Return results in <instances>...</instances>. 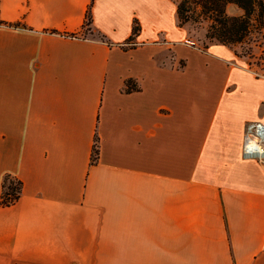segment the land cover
Returning <instances> with one entry per match:
<instances>
[{
    "label": "crops",
    "instance_id": "0c3cea01",
    "mask_svg": "<svg viewBox=\"0 0 264 264\" xmlns=\"http://www.w3.org/2000/svg\"><path fill=\"white\" fill-rule=\"evenodd\" d=\"M250 122L264 76L176 0H0V264H264Z\"/></svg>",
    "mask_w": 264,
    "mask_h": 264
},
{
    "label": "trees",
    "instance_id": "16d2710c",
    "mask_svg": "<svg viewBox=\"0 0 264 264\" xmlns=\"http://www.w3.org/2000/svg\"><path fill=\"white\" fill-rule=\"evenodd\" d=\"M237 5L243 12L230 16L227 7ZM191 6L201 9V12L212 19L208 35L218 39L220 43L230 45L241 43L250 38L253 30L264 28V0H180L178 3V18L180 25L189 20ZM91 23V11H88L86 25ZM140 26L134 23L133 36L138 34ZM238 53V52H237ZM240 55V54H239ZM241 56V55H240ZM98 158L97 142L94 146L93 161ZM22 182L14 177L6 176L0 196V204L9 206L15 203L21 194Z\"/></svg>",
    "mask_w": 264,
    "mask_h": 264
},
{
    "label": "rangeland",
    "instance_id": "374dc122",
    "mask_svg": "<svg viewBox=\"0 0 264 264\" xmlns=\"http://www.w3.org/2000/svg\"><path fill=\"white\" fill-rule=\"evenodd\" d=\"M177 4L180 0H176ZM243 11L235 4H230L227 7V13L230 16L240 15ZM189 20L184 21L181 25H185L191 34V40L205 50V47L212 42H219L218 39L208 35L212 19L201 12V9L191 6L188 13ZM180 22V21H179ZM180 24V23H179ZM232 48L244 57L250 67L258 75L264 76V28L260 31L253 30L250 38H247L241 43L232 44ZM264 164V162H263Z\"/></svg>",
    "mask_w": 264,
    "mask_h": 264
},
{
    "label": "built area",
    "instance_id": "2783aa9c",
    "mask_svg": "<svg viewBox=\"0 0 264 264\" xmlns=\"http://www.w3.org/2000/svg\"><path fill=\"white\" fill-rule=\"evenodd\" d=\"M264 124L262 122H250L247 125L244 140V154L248 157L259 159L264 162V156L257 154V149L264 148Z\"/></svg>",
    "mask_w": 264,
    "mask_h": 264
},
{
    "label": "bare ground",
    "instance_id": "6f19581e",
    "mask_svg": "<svg viewBox=\"0 0 264 264\" xmlns=\"http://www.w3.org/2000/svg\"><path fill=\"white\" fill-rule=\"evenodd\" d=\"M262 136H264V132H262ZM257 154L260 156H264V148L263 149H257Z\"/></svg>",
    "mask_w": 264,
    "mask_h": 264
}]
</instances>
